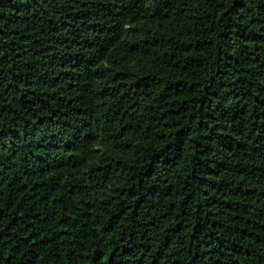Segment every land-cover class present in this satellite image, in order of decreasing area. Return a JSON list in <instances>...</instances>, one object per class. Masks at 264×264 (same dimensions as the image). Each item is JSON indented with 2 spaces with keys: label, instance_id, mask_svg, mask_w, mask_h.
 <instances>
[{
  "label": "trees",
  "instance_id": "trees-1",
  "mask_svg": "<svg viewBox=\"0 0 264 264\" xmlns=\"http://www.w3.org/2000/svg\"><path fill=\"white\" fill-rule=\"evenodd\" d=\"M0 264H264V0H0Z\"/></svg>",
  "mask_w": 264,
  "mask_h": 264
}]
</instances>
